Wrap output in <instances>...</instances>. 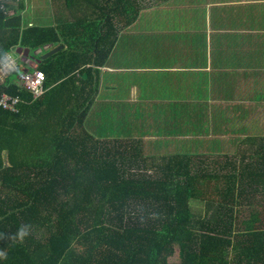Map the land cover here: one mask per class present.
I'll return each instance as SVG.
<instances>
[{
  "label": "trees",
  "instance_id": "16d2710c",
  "mask_svg": "<svg viewBox=\"0 0 264 264\" xmlns=\"http://www.w3.org/2000/svg\"><path fill=\"white\" fill-rule=\"evenodd\" d=\"M132 1L65 0L72 19L26 28L24 0H0V57L31 50L4 86L15 111L0 108V264H264V132L233 154L190 155L88 129L113 13ZM35 70L38 98L17 85Z\"/></svg>",
  "mask_w": 264,
  "mask_h": 264
},
{
  "label": "crops",
  "instance_id": "0c3cea01",
  "mask_svg": "<svg viewBox=\"0 0 264 264\" xmlns=\"http://www.w3.org/2000/svg\"><path fill=\"white\" fill-rule=\"evenodd\" d=\"M24 5L25 27L74 17L65 0ZM113 16L116 42L86 121L96 138L220 155L264 132V0H135Z\"/></svg>",
  "mask_w": 264,
  "mask_h": 264
},
{
  "label": "built area",
  "instance_id": "2783aa9c",
  "mask_svg": "<svg viewBox=\"0 0 264 264\" xmlns=\"http://www.w3.org/2000/svg\"><path fill=\"white\" fill-rule=\"evenodd\" d=\"M21 57L17 55L16 49L5 54L0 59V86H7L9 78L19 71ZM32 65V63H30ZM17 85L24 86L29 90L34 98L42 96L45 91V75L42 71L35 70L34 72L26 71L19 77ZM8 87V86H7ZM19 103L16 97L9 95L0 97V106L6 107L8 110L15 111V106Z\"/></svg>",
  "mask_w": 264,
  "mask_h": 264
},
{
  "label": "water",
  "instance_id": "95a60500",
  "mask_svg": "<svg viewBox=\"0 0 264 264\" xmlns=\"http://www.w3.org/2000/svg\"><path fill=\"white\" fill-rule=\"evenodd\" d=\"M62 48H63V46H57V47H54V46H52V47H45V49H41V50H39V51H36L34 54H35V55H38V54L43 53L42 56H41V59H42V60H45V59L50 58V57L54 56L55 54L59 53V51H60ZM16 53L19 54V55H21V57H22L21 60H22L23 62H27L28 59H29V56L31 55V50L28 49V48L25 49V48L20 47V48H18V49L16 50ZM85 77H87V75H85Z\"/></svg>",
  "mask_w": 264,
  "mask_h": 264
},
{
  "label": "rangeland",
  "instance_id": "374dc122",
  "mask_svg": "<svg viewBox=\"0 0 264 264\" xmlns=\"http://www.w3.org/2000/svg\"><path fill=\"white\" fill-rule=\"evenodd\" d=\"M25 27V26H24ZM26 27H28V25L26 26ZM18 56H21V55H19V54H17ZM5 55H2L1 57H0V59L1 58H3ZM100 68V67H99ZM20 86V88L21 89H25V90H27L24 86H21V85H19ZM0 87H2V86H0ZM27 91H29V90H27ZM30 92V91H29ZM6 95H9V93L6 91V88H4V87H2V92L0 93V97H3V96H6ZM0 108L3 110V111H5V112H14V111H11V110H8L6 107H2V106H0ZM261 120V119H260ZM262 124L263 123H258V125H261L262 126ZM254 126H256V124H254ZM195 210H197V208H194ZM170 261L173 263V264H180L181 263V260H180V258L178 257V255H175V256H173V257H171V259H170Z\"/></svg>",
  "mask_w": 264,
  "mask_h": 264
},
{
  "label": "clouds",
  "instance_id": "9594fccd",
  "mask_svg": "<svg viewBox=\"0 0 264 264\" xmlns=\"http://www.w3.org/2000/svg\"><path fill=\"white\" fill-rule=\"evenodd\" d=\"M17 50V49H16ZM21 57V56H20ZM22 59V57H21ZM30 228L31 226L30 225H22L17 233H16V239L19 241V242H23L24 239L30 234Z\"/></svg>",
  "mask_w": 264,
  "mask_h": 264
}]
</instances>
